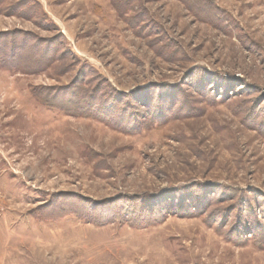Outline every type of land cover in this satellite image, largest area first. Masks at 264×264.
I'll list each match as a JSON object with an SVG mask.
<instances>
[{
	"label": "rangeland",
	"instance_id": "374dc122",
	"mask_svg": "<svg viewBox=\"0 0 264 264\" xmlns=\"http://www.w3.org/2000/svg\"><path fill=\"white\" fill-rule=\"evenodd\" d=\"M0 264H264V0H0Z\"/></svg>",
	"mask_w": 264,
	"mask_h": 264
},
{
	"label": "trees",
	"instance_id": "16d2710c",
	"mask_svg": "<svg viewBox=\"0 0 264 264\" xmlns=\"http://www.w3.org/2000/svg\"><path fill=\"white\" fill-rule=\"evenodd\" d=\"M176 86H177V85H176ZM176 86H174L172 89H173V90H176V89H177V87H176Z\"/></svg>",
	"mask_w": 264,
	"mask_h": 264
}]
</instances>
